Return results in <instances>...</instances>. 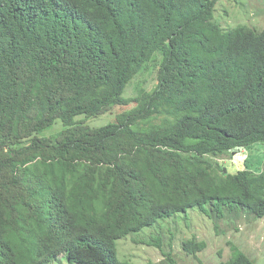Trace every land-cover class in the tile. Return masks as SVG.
<instances>
[{
	"label": "trees",
	"instance_id": "16d2710c",
	"mask_svg": "<svg viewBox=\"0 0 264 264\" xmlns=\"http://www.w3.org/2000/svg\"><path fill=\"white\" fill-rule=\"evenodd\" d=\"M217 1L0 0V264H134L117 241L177 213L264 216V152L234 173L218 161L264 149V27L220 26ZM151 62L152 87L124 96Z\"/></svg>",
	"mask_w": 264,
	"mask_h": 264
},
{
	"label": "rangeland",
	"instance_id": "374dc122",
	"mask_svg": "<svg viewBox=\"0 0 264 264\" xmlns=\"http://www.w3.org/2000/svg\"><path fill=\"white\" fill-rule=\"evenodd\" d=\"M213 18L222 27L232 28L236 25H245L255 29L264 27V0H239L238 2L219 0L214 7ZM224 25V26H223ZM154 62L158 63L159 60ZM149 63L144 72L134 77L125 87L123 95L135 96L137 88L149 89L154 84L156 63ZM128 105L114 106L111 111L95 117L84 119L82 122L94 128L114 120L116 114L129 109ZM83 116L75 117L76 120ZM62 123L57 120L52 126L44 129L40 136H53L62 130ZM264 149L262 145L255 144L252 148H240L234 152L223 155L218 161L230 173L244 167V162L249 157L262 160ZM186 213H177L175 218L159 221L153 227L142 229L141 235L130 233L117 241L118 256L128 259L134 264H147L153 261L166 264L162 252H170L177 264H216L221 260L230 258L235 250H241L254 259L256 264H264V216L255 218L251 213L242 209L226 211L222 216L207 217L195 209ZM169 229L174 233L170 247L166 244ZM175 231V232H174ZM161 234V245L148 244L144 239H150L152 234ZM197 237L205 241V248L195 255L188 253L181 247V239ZM155 243V242H152Z\"/></svg>",
	"mask_w": 264,
	"mask_h": 264
},
{
	"label": "water",
	"instance_id": "95a60500",
	"mask_svg": "<svg viewBox=\"0 0 264 264\" xmlns=\"http://www.w3.org/2000/svg\"><path fill=\"white\" fill-rule=\"evenodd\" d=\"M224 172L226 171L225 167L223 168Z\"/></svg>",
	"mask_w": 264,
	"mask_h": 264
}]
</instances>
